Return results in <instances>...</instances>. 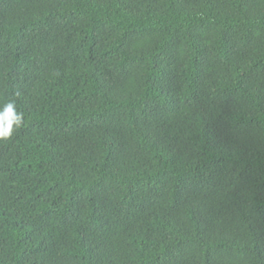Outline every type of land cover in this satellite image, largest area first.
Wrapping results in <instances>:
<instances>
[{
    "label": "trees",
    "instance_id": "16d2710c",
    "mask_svg": "<svg viewBox=\"0 0 264 264\" xmlns=\"http://www.w3.org/2000/svg\"><path fill=\"white\" fill-rule=\"evenodd\" d=\"M0 264H264V0H0Z\"/></svg>",
    "mask_w": 264,
    "mask_h": 264
},
{
    "label": "clouds",
    "instance_id": "9594fccd",
    "mask_svg": "<svg viewBox=\"0 0 264 264\" xmlns=\"http://www.w3.org/2000/svg\"><path fill=\"white\" fill-rule=\"evenodd\" d=\"M24 123V113L17 109L15 100L0 105V141L11 139Z\"/></svg>",
    "mask_w": 264,
    "mask_h": 264
}]
</instances>
